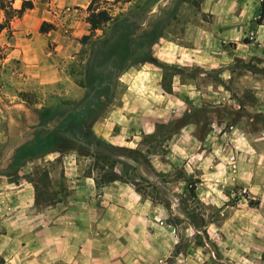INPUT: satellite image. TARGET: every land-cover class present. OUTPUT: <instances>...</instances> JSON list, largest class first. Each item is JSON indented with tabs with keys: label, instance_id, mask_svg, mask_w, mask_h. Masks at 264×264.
I'll return each instance as SVG.
<instances>
[{
	"label": "rangeland",
	"instance_id": "1",
	"mask_svg": "<svg viewBox=\"0 0 264 264\" xmlns=\"http://www.w3.org/2000/svg\"><path fill=\"white\" fill-rule=\"evenodd\" d=\"M32 1L34 8L14 18L0 33L2 172L8 171L15 148L33 137L40 109L78 100L84 94L79 81L87 54L82 48L75 58L53 61L67 76L59 89L45 91L32 79L33 63L36 66L40 62L45 68L50 60L45 55L54 51L51 42L39 36L42 21L55 10L70 7L72 0ZM108 1L106 7L115 17L135 11L153 19L178 2ZM21 3L15 0L13 6L20 8ZM4 21L5 13L0 9V24ZM162 38L168 42L169 53H179V59L169 54L167 62L156 63L164 66L166 78L179 75L183 82L192 79L216 91L219 103L216 114L211 115L214 134L212 127L210 132L218 142L217 157H228V162L222 161L218 175L206 178L196 162L182 160L181 155L172 160L170 141L189 120L184 115L157 124L154 133L143 135L145 153L157 155V176L151 179L131 165L117 167L121 175L115 174L106 167L112 158L109 149L102 157L92 151L84 155L77 152L81 171L105 170L97 186L114 180L122 183L108 197L101 190L92 195L93 216L98 211L101 215L99 220L94 217L92 236L99 239L109 235L106 217L113 214L118 218L116 236L150 244L156 256L154 264H162L163 259L172 264L180 253H185L192 264H264V0H180ZM193 58L203 64H190ZM79 88L83 90L81 96ZM72 152L56 151L28 161L15 174L1 173L0 180L25 176L34 184L36 204L54 205L68 196L66 173L70 170L68 153ZM171 162L174 169H168ZM113 202L117 209H111ZM4 228L0 230V264H19L14 257L22 254L21 231L25 226H13L10 233Z\"/></svg>",
	"mask_w": 264,
	"mask_h": 264
},
{
	"label": "crops",
	"instance_id": "2",
	"mask_svg": "<svg viewBox=\"0 0 264 264\" xmlns=\"http://www.w3.org/2000/svg\"><path fill=\"white\" fill-rule=\"evenodd\" d=\"M89 2L90 0H72L70 7L55 10L42 21L54 25V29L47 33H41L39 28V36H43L45 42H51L54 47V51L45 55L50 59L49 63L45 68L40 62L31 66L32 79L40 83L43 90L59 89L61 83L66 81L64 70L58 69L59 63L55 64L53 61L72 59L80 52V38L90 32L87 22ZM168 48V42L161 38L152 51L160 62H167L169 54H172L167 51ZM178 54L176 52L171 56L179 59ZM26 58L29 60L28 56ZM194 60H190V64H203L198 59ZM26 65L30 67V64ZM164 74L162 64L145 62L139 67H131L121 76L111 104L92 127L97 138L116 148V153L106 163V167L121 175V170L116 168L127 163L136 166L143 177L151 179L157 176V168L154 165L157 155L145 153L143 148L147 145L143 135L154 133L157 124L168 123L176 116L178 118L184 115L188 116L189 120L178 128L170 141L173 152L170 155L174 158L172 160L176 161L175 155H181L182 160H192L200 165L201 176L215 177L224 165L222 161L228 162V157H217L218 142L211 135V132L214 134V126L210 124L214 118H211V115L216 114L218 95L212 86L210 91V86L198 85L192 79L183 82L179 75H171L168 79ZM77 92L81 96L82 88L77 89ZM249 147L252 148L251 145ZM68 151H73L72 154L68 153V196L54 205L36 204L34 184L25 176H20L14 181L0 180V230L6 227L7 229L3 230L10 233L13 226H25L21 231L22 254L14 257L15 262L154 264L156 256L150 244H138L132 239L126 240L116 236L118 218H114L113 214L106 217L105 231L109 235L99 239L92 236L96 222L94 217L99 220L101 216L100 211L93 216L92 195L100 190L104 195H110L116 192L122 183L114 180L104 186H97L105 170L98 168L88 173L81 171L77 150ZM92 151L101 154L104 149L101 144H94ZM129 152L133 156H130ZM166 159L170 162L169 157ZM172 168L174 169L171 162L168 169ZM110 206L112 210L118 208L116 202ZM6 255L5 253V257H11ZM162 264H167L165 259ZM172 264H192V261L189 262L185 253H180L174 256Z\"/></svg>",
	"mask_w": 264,
	"mask_h": 264
},
{
	"label": "trees",
	"instance_id": "3",
	"mask_svg": "<svg viewBox=\"0 0 264 264\" xmlns=\"http://www.w3.org/2000/svg\"><path fill=\"white\" fill-rule=\"evenodd\" d=\"M14 2L0 0V9L5 13L0 33L14 18L34 8L32 0H22L20 8H15ZM179 3L180 0L172 10L153 19L135 11L115 17L106 7L110 1L90 0L87 7L90 32L80 38L82 49L87 54L79 81L84 94L78 100L40 109L39 123L33 137L15 148L8 171H0V174H15L28 161L42 159L56 151L75 149L83 155L85 152L91 154L94 144H101L104 149L101 154L95 153L98 157L106 156L107 149L112 151L109 156L116 153L113 145L96 137L92 127L111 104L121 76L128 69L145 62H159L152 48L163 37L166 25L177 13ZM108 24L107 31L103 30ZM52 29L54 25L49 22H43L40 26L41 33ZM98 30L105 32L97 35Z\"/></svg>",
	"mask_w": 264,
	"mask_h": 264
}]
</instances>
